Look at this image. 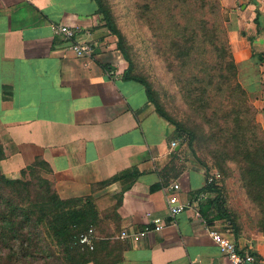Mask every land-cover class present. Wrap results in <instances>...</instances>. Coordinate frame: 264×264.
<instances>
[{
    "label": "crops",
    "instance_id": "0c3cea01",
    "mask_svg": "<svg viewBox=\"0 0 264 264\" xmlns=\"http://www.w3.org/2000/svg\"><path fill=\"white\" fill-rule=\"evenodd\" d=\"M221 1L239 80L264 128V0ZM56 24L79 26L78 36L95 45L92 55L75 54ZM127 66L95 0H0L3 172L19 177L42 157L61 197L96 198L102 211L96 249L84 264H227L207 224L264 264V234L256 226L235 236L222 220L204 221L201 206L213 197L199 193L206 167L181 147L143 84L123 77ZM129 168L140 174L114 211L123 182L94 185ZM174 193L192 204L175 218L168 212ZM156 216L164 219L162 229L135 236L154 228Z\"/></svg>",
    "mask_w": 264,
    "mask_h": 264
},
{
    "label": "trees",
    "instance_id": "16d2710c",
    "mask_svg": "<svg viewBox=\"0 0 264 264\" xmlns=\"http://www.w3.org/2000/svg\"><path fill=\"white\" fill-rule=\"evenodd\" d=\"M95 1L128 63L123 77L143 84L157 113L174 125L173 136L181 147L191 150L208 175L213 167L221 173L219 180L199 192L213 194L201 206L207 222L213 225L222 220L235 236L241 234L242 217L229 204L225 185L227 178L238 174L255 226L264 234V128L257 119L258 108L239 80L222 1L132 0L138 21L147 28L158 59L177 86L182 102L178 106H170L165 92L140 71L139 50L119 26L109 0ZM197 146L204 157L199 156ZM4 157L0 144V160ZM50 171L42 157L19 177L8 176L0 165V264H84L94 260L96 246L90 249L80 244L79 237L100 224L99 204L93 195L61 197L47 176ZM139 174L138 169L129 168L95 184L94 189L122 181L112 205L116 211L124 191Z\"/></svg>",
    "mask_w": 264,
    "mask_h": 264
},
{
    "label": "rangeland",
    "instance_id": "374dc122",
    "mask_svg": "<svg viewBox=\"0 0 264 264\" xmlns=\"http://www.w3.org/2000/svg\"><path fill=\"white\" fill-rule=\"evenodd\" d=\"M109 2L113 8L119 26L127 34L130 42L139 50V63L141 69H143L140 71L146 72L150 78L155 81L157 88L165 92L168 97H166V100L170 106L182 104L180 94L177 93V86L171 80L170 75L164 69L163 62L158 59L155 53L147 28L137 19L136 8L132 0H109ZM197 152L199 156H205L203 150L198 146ZM190 154L193 155L191 152ZM215 169L216 168L213 167L212 171ZM237 175L229 177L225 181L229 193V204L240 212L244 227L249 229L255 226L252 216L253 211L243 189L239 187ZM227 227L230 228V225L223 223V228L226 229Z\"/></svg>",
    "mask_w": 264,
    "mask_h": 264
},
{
    "label": "built area",
    "instance_id": "2783aa9c",
    "mask_svg": "<svg viewBox=\"0 0 264 264\" xmlns=\"http://www.w3.org/2000/svg\"><path fill=\"white\" fill-rule=\"evenodd\" d=\"M31 1V0H28ZM56 34L63 36L64 40L69 42L71 49L78 56H91L95 45L93 42L87 39L80 38L78 35L80 33V27L75 25L68 24H56L53 26ZM176 145V141L172 142V146ZM221 178V173L218 170H213L207 177L206 184L212 183L215 180ZM175 189H179L180 185L178 183L173 184L172 186ZM201 198H204L205 194L201 193ZM190 202L182 201L179 196L174 193L168 198V212L172 217H177L183 210L191 206ZM206 223L207 220H204ZM150 223L154 224V228L150 225H147L143 230L135 234V236L145 235L150 232L151 229L160 230L163 228L164 219L163 217L156 216ZM207 229L209 234L217 242L220 247V250L227 257V264H262L261 260L257 258L253 252L249 250H243L240 248L236 241L229 236L225 231L210 226L207 224ZM97 238L96 229L94 227L89 228L86 232H83L79 237L80 244L89 247L90 249L94 248L95 241Z\"/></svg>",
    "mask_w": 264,
    "mask_h": 264
}]
</instances>
